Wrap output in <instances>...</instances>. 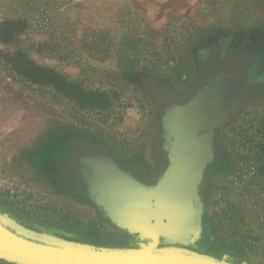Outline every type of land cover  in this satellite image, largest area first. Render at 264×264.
<instances>
[{
  "label": "rangeland",
  "instance_id": "obj_1",
  "mask_svg": "<svg viewBox=\"0 0 264 264\" xmlns=\"http://www.w3.org/2000/svg\"><path fill=\"white\" fill-rule=\"evenodd\" d=\"M11 19L20 22L2 25ZM2 26L13 29L3 36L9 39L0 40L4 225L42 241L147 251L154 239L135 226L137 199L128 194L108 202L101 196L105 187L91 177L99 160H110L140 194L158 197L167 191L163 181L173 165L171 140L166 116L161 132L155 124L158 103L144 82L152 77L164 91L175 90L168 107L210 104L217 92L230 102L226 121L211 131L198 179L194 173L189 179L192 193L178 219L179 235L161 237L153 250L188 251L231 264H264V175L259 170L264 160V0H0L1 35ZM69 26L77 29L72 40L78 47L81 40H92L93 30L107 29L109 38L98 47L110 44L108 51L97 55L92 49V55L83 44L67 55L70 42L61 32ZM40 41L51 47L37 46ZM126 42V53L134 52L133 65L121 59ZM20 51L109 91L115 103L104 110H82L51 88L30 85L8 63ZM206 56L222 69L202 84V71L210 67L204 65ZM249 59L259 73L248 86L242 69ZM55 123L78 126L112 143L131 167L124 168L112 155L92 154L84 158L96 162L81 172L83 182L67 183L58 162L43 167L42 161L34 163L28 156L44 139L56 153L61 151L51 134ZM87 182L89 190L83 188ZM194 216L198 228L192 239L187 234ZM0 264L32 263L3 256L0 249Z\"/></svg>",
  "mask_w": 264,
  "mask_h": 264
},
{
  "label": "water",
  "instance_id": "obj_2",
  "mask_svg": "<svg viewBox=\"0 0 264 264\" xmlns=\"http://www.w3.org/2000/svg\"><path fill=\"white\" fill-rule=\"evenodd\" d=\"M217 93L210 104L198 102L191 109L172 104L167 108L165 116L173 165L163 181L167 186L166 194L158 197L157 194H140L126 174L110 160H99L100 163L94 167L96 176L93 175L91 179L95 180L96 184L99 182L100 188L105 187L100 194L106 197L108 202L112 200L116 203L117 198L128 194L137 199L133 205L137 216L135 226L154 239L147 251L106 249L37 240L12 231L0 221L1 255L32 264H231L226 260L188 251L153 250L161 237L175 238L179 235L177 230L180 226V216L186 211L183 206L192 193L189 179L192 173L198 179L199 167L206 161L211 131L227 119L229 98L220 97ZM182 136L183 139L175 142L176 137ZM95 162H89L84 170H91L90 166ZM121 217L123 220L128 219L126 214ZM196 219L195 216L192 219L193 225L189 228L188 238H195L193 232L198 228L194 223Z\"/></svg>",
  "mask_w": 264,
  "mask_h": 264
},
{
  "label": "trees",
  "instance_id": "obj_3",
  "mask_svg": "<svg viewBox=\"0 0 264 264\" xmlns=\"http://www.w3.org/2000/svg\"><path fill=\"white\" fill-rule=\"evenodd\" d=\"M17 22L20 21L18 19H11L6 21L2 25H13ZM75 30L77 31L76 28L74 29V27L69 26L65 28L63 32H61V35L65 38V41L70 42L67 46V49L69 50V52H67V55L69 53H77L78 51H80V48L83 44H86V46L89 47L90 53L92 55H98L102 53L105 54L108 51L110 47L109 43V45H106L105 48L98 47V45H102L105 43L104 40L109 38L107 29L101 28L93 30L91 32L92 40L90 39L89 42H87L88 44L85 42V40H81L82 43L80 47H78L75 41L72 40V34H75ZM12 31L13 29H7L2 26L1 33L3 35L0 34V40L3 41L4 39L5 41V39H7L8 37L4 38V34L12 33ZM123 44L126 49L121 50L123 53L121 59L123 60L124 56V61L133 65L134 59H132L133 57L130 55L134 52H130V55L127 54L126 52L130 47L127 45V42ZM37 46H40L42 48L43 46L51 47L49 46L48 41H40ZM92 49L97 53L94 54V52L91 51ZM20 53L21 54H14L15 56L11 58L12 61H8V63L12 62L13 69L16 71V73L18 72L22 79L28 82L30 85H38L40 87L51 88L57 95L73 102L75 107L78 106L82 110L85 109L91 111L94 108L104 110L111 107L115 103V100L112 99L113 97L110 95L109 91L91 87L88 82H86V79L76 80L67 73L58 71L48 65L39 64L35 62L32 57H30L28 51H20ZM208 56L204 58V65L205 63H210V67L205 68L202 71L203 74L206 75L202 81V84H204L209 78H211V76L222 69L221 66H215L216 63L212 62L209 59V57L211 58L212 55H210L209 57ZM257 69V64H254L252 66V59H249L247 68L242 69L243 73H245V79L247 80V82H244L245 85L249 86L252 84V82L256 81L253 77L255 75L258 76L259 72H257ZM144 79V82L147 86H145L146 92L152 99L154 98L155 101L157 100L156 102L158 103L155 124L161 132V129L163 127L161 120L165 121V113L167 107L172 102H174L173 97H175L174 95L176 93L175 90L164 91L165 87L162 86L155 78L145 77ZM180 80L184 82V79ZM196 91L197 90H195V92ZM114 92L117 93L116 91ZM116 97H118V93ZM48 133H50V131ZM51 134L56 137V142H60L59 148L61 151H59V153H56V149H54V147L52 146V142H50L48 139H44V142H42L36 148V150H32L30 153H28V156L34 161V163H40V161H42L41 165L43 167L46 166L47 162H50V164L58 162L62 175L64 176L67 183L69 182L75 184L83 182L81 172L84 170L85 166H88V163L84 161V158L88 155L106 153L108 155H112L115 159L122 163V166L124 168L131 167L129 163H127V157H120L117 151L115 152V148L112 143H108L106 140L100 138L99 136L82 131L80 128H78V126L55 123ZM46 135V138H48V134ZM66 136L69 137L65 139ZM65 141H67L68 143L64 146ZM260 148L262 149V151L264 150V143ZM263 161L260 162L259 170L260 173L264 175ZM262 182L264 184V178L262 179ZM83 188H88V190L90 189L88 182L86 186H83Z\"/></svg>",
  "mask_w": 264,
  "mask_h": 264
}]
</instances>
